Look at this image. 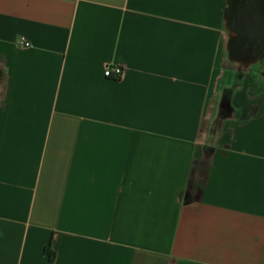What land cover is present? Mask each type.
<instances>
[{"label": "crops", "instance_id": "crops-1", "mask_svg": "<svg viewBox=\"0 0 264 264\" xmlns=\"http://www.w3.org/2000/svg\"><path fill=\"white\" fill-rule=\"evenodd\" d=\"M229 1L0 0V264H264Z\"/></svg>", "mask_w": 264, "mask_h": 264}, {"label": "flooded vegetation", "instance_id": "flooded-vegetation-1", "mask_svg": "<svg viewBox=\"0 0 264 264\" xmlns=\"http://www.w3.org/2000/svg\"><path fill=\"white\" fill-rule=\"evenodd\" d=\"M235 9L241 8L245 18V30L242 33L243 46H234L233 41L237 34L229 29L231 38L229 42L232 47H229L230 57L242 64H248L253 61L264 60V0H234ZM253 14L256 15V34L252 35L251 30L254 27L252 20ZM229 28V27H228ZM259 55L257 59L255 55ZM253 59V60H252Z\"/></svg>", "mask_w": 264, "mask_h": 264}, {"label": "water", "instance_id": "water-1", "mask_svg": "<svg viewBox=\"0 0 264 264\" xmlns=\"http://www.w3.org/2000/svg\"><path fill=\"white\" fill-rule=\"evenodd\" d=\"M234 0H230L227 4L226 7V16L228 18V27L229 29H231L232 31H234L237 34V37L235 38V40L233 41L234 46H238L241 47L243 46V42L242 41V33L245 30V18L243 16L242 10L241 8L235 9L234 11ZM254 19L252 20V25L254 26L251 30V34L255 35L256 34V15L253 14ZM232 47L231 43L230 46ZM259 57V55H255L254 59H257ZM253 60V59H252ZM227 105V104H226ZM225 105L223 104V107ZM228 106V105H227Z\"/></svg>", "mask_w": 264, "mask_h": 264}, {"label": "built area", "instance_id": "built-area-1", "mask_svg": "<svg viewBox=\"0 0 264 264\" xmlns=\"http://www.w3.org/2000/svg\"><path fill=\"white\" fill-rule=\"evenodd\" d=\"M23 44L25 46H29L30 43L28 41H25L23 39ZM127 68L120 65H106L104 74L108 78L116 79V80H122L127 76Z\"/></svg>", "mask_w": 264, "mask_h": 264}, {"label": "rangeland", "instance_id": "rangeland-1", "mask_svg": "<svg viewBox=\"0 0 264 264\" xmlns=\"http://www.w3.org/2000/svg\"><path fill=\"white\" fill-rule=\"evenodd\" d=\"M228 61H229V60H228ZM248 64H249V63H248ZM240 65H245V66H241V67L239 68V70H238V75H239V74H243V71L248 69V68H247V64H240ZM251 66H253L254 69H257V70H258V63H252ZM261 70H262V69H261ZM250 73H251L250 75H251L252 77H254L253 70H251ZM236 74H237V73H236Z\"/></svg>", "mask_w": 264, "mask_h": 264}, {"label": "trees", "instance_id": "trees-1", "mask_svg": "<svg viewBox=\"0 0 264 264\" xmlns=\"http://www.w3.org/2000/svg\"><path fill=\"white\" fill-rule=\"evenodd\" d=\"M50 247H51V244L49 243L47 246H46V252H48L50 254V258L53 259L54 258V254L51 253L50 251Z\"/></svg>", "mask_w": 264, "mask_h": 264}]
</instances>
